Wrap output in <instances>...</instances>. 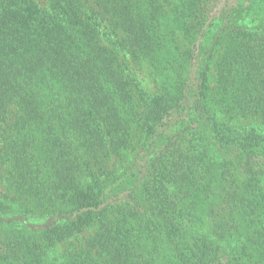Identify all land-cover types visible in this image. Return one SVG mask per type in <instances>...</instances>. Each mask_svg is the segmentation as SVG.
I'll use <instances>...</instances> for the list:
<instances>
[{
  "label": "trees",
  "instance_id": "obj_1",
  "mask_svg": "<svg viewBox=\"0 0 264 264\" xmlns=\"http://www.w3.org/2000/svg\"><path fill=\"white\" fill-rule=\"evenodd\" d=\"M0 264H264V0H0Z\"/></svg>",
  "mask_w": 264,
  "mask_h": 264
},
{
  "label": "rangeland",
  "instance_id": "obj_2",
  "mask_svg": "<svg viewBox=\"0 0 264 264\" xmlns=\"http://www.w3.org/2000/svg\"><path fill=\"white\" fill-rule=\"evenodd\" d=\"M146 86H147V87H150V84H149L148 82H146Z\"/></svg>",
  "mask_w": 264,
  "mask_h": 264
}]
</instances>
